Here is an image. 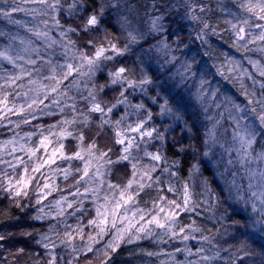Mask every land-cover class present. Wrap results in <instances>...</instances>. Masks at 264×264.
<instances>
[{
  "label": "trees",
  "instance_id": "16d2710c",
  "mask_svg": "<svg viewBox=\"0 0 264 264\" xmlns=\"http://www.w3.org/2000/svg\"><path fill=\"white\" fill-rule=\"evenodd\" d=\"M12 4L14 0H0V9L13 15L10 11ZM101 4L106 5L103 16H99L98 11ZM66 9L72 10L71 14H66ZM246 13L239 7V0H60L58 12L56 11L59 30L65 33L66 42L73 47L71 52L73 55H80L81 52L94 55L96 42L104 38L105 46L108 40H112L118 47L127 46L129 49L119 56L111 51L107 52L106 55H113L115 58L109 61L101 59L99 65L93 67L92 71L89 70L90 66H82L80 63L83 68H79L78 72L74 70L73 78L57 89L58 93L55 95L57 101L61 103L64 98L75 99L77 102L70 104V107L78 116H84L86 113L84 120H100L102 115L91 111L92 97L89 93L92 92L96 96V101L105 109L113 104L117 105L112 109L110 120L115 124V121L123 118L120 129H124L126 125L135 127L137 121L144 120L148 112L152 113V119L144 125V130H150L154 126L164 133L165 140L162 142L155 139V133L152 138L136 137L134 147L130 149L129 161L114 163L115 168L119 170L116 174L123 177V182L116 181V177L111 184L119 185V189H122L133 173L132 163L137 165V180L139 177L137 174L148 169L146 161L149 162V156L145 155L146 152H160L162 161L157 174L163 177L167 174V176L176 174L177 178L174 180L176 184L179 181L183 183L193 176L192 202L188 205L192 210L186 211L181 207L180 213L177 212L179 224L176 226L179 230L183 228L187 233L193 232L202 245L222 250L220 260L214 264H264V224L255 223L262 217L251 212L248 205L243 203L246 200L242 198L241 190L236 187L242 183L239 181L240 166L238 167L236 161L234 168L227 173L220 168L221 166H216L218 162L209 154L211 146L205 137L207 127L202 111L192 105L188 97L190 90L187 91L194 85H200L202 91L210 86L215 92L217 88L222 93L226 89L228 98L224 103L235 98L238 105L242 107L250 105L259 111V105L251 101L259 99L261 92L264 91L260 87L264 83V76H261L259 71H250L252 66L250 63L248 66L246 59L254 58L253 53H247L237 46V36L232 28V24H239ZM94 14L98 15L101 23L95 29L85 31L83 24L86 18ZM193 15L199 19H192ZM156 19L159 21L157 26L162 32L154 34L152 23ZM42 20L44 19L40 18L41 22ZM70 28L74 31H69ZM129 32L136 36L135 42L130 40ZM89 40L93 43L89 44ZM160 42L166 46L164 54L155 49ZM132 64L134 68L138 65L143 70L135 73L129 71L126 75L137 81L142 76H147L153 81L150 86H144L146 92L141 88L131 89L126 83L123 85L111 83L110 72L122 66L129 69V65ZM78 65L79 63L74 64V69L80 67ZM234 65L238 67L234 75H230L228 69ZM247 67L252 73L250 78L237 75L243 74L242 71H246ZM181 76H184V79ZM191 77H194L193 84L190 81ZM202 80L205 81L203 86ZM64 87L72 90L67 97L66 94L60 95ZM125 88L127 102L118 104V99L124 98L120 96V92ZM245 92L248 95H245ZM165 99L168 100L173 112H178L180 116L184 113V121L187 124L180 122L174 125L176 122L174 117L162 118L160 106ZM137 104H144L145 107L136 109L133 106ZM70 107L60 105L58 113L61 114L56 116L57 120L63 118L66 113L70 115ZM44 121L36 123L42 124ZM224 128L226 130L225 125ZM107 131L105 129L107 133L111 130ZM79 132L76 133L79 135ZM88 133L90 132L87 131ZM262 140L264 132L258 139L257 148L264 147V143L261 144ZM84 143L83 145L88 147L92 142L86 140ZM158 144L160 147H157ZM73 147L80 148L78 145ZM123 148V145L115 144L114 150L118 160L124 154ZM99 155L93 153L91 157ZM96 157L91 167H104L108 170L107 167L110 165L105 162L106 159L98 160ZM73 169L76 170L77 167L74 166ZM92 170L90 169L91 172ZM148 179L143 178L146 186L143 188L140 203L151 219L157 214L153 205L155 204L156 208L162 205L157 203L162 192L158 193L153 189L147 191L153 180ZM86 186L82 188L87 197L70 199L72 207L66 209L68 206L66 204L63 215L38 221L40 206L36 198L32 194L16 195L1 178L0 235H4L6 239L0 241V264H52V257H55V264H104L105 261L107 264H165L166 256L169 255L170 259L177 246L160 247L145 242L141 245L121 246L116 251L107 248L112 235L116 232L108 222L104 225L105 231L102 235L105 236L103 235L102 241L97 244L89 241V236H99L100 233V228L90 223L93 220H96L97 224L100 222L97 217V208H100L98 205L103 206L100 211L108 217L117 198L114 199L113 195H119L120 191L102 193L103 196L105 194L111 196L104 200ZM178 203H183L182 197ZM165 205L166 203L163 207ZM182 209L184 214L181 212ZM176 210L178 209H173ZM116 214H119V210ZM159 216L163 218L165 213H159ZM161 221L165 223L163 219ZM118 226L120 224L116 226L119 230L123 227ZM194 228L200 230L193 231ZM66 233H71L73 238ZM204 237L208 239L205 240ZM89 243L92 245V251L86 250ZM45 244L49 247L45 248ZM225 244H229V249ZM73 248L76 251H73ZM20 249L24 251L20 252ZM105 252L108 253L107 256Z\"/></svg>",
  "mask_w": 264,
  "mask_h": 264
},
{
  "label": "rangeland",
  "instance_id": "374dc122",
  "mask_svg": "<svg viewBox=\"0 0 264 264\" xmlns=\"http://www.w3.org/2000/svg\"><path fill=\"white\" fill-rule=\"evenodd\" d=\"M53 2V0H49V3ZM58 6L55 10H53L49 8L47 4H41L39 0H14V4H12V7L10 8L11 14L13 15H0V33H2L0 34V51L9 46H11L14 50H23L24 48H28L27 52L21 51V54L24 56V60H19L17 63L32 73L31 76L25 74L21 79L17 80L15 84L9 85L7 83L8 78L19 75L21 70L7 61L0 60V88L9 94L8 99L10 102H14L17 107L24 105L25 109L19 114H17L15 110H13V112H7V110H5V112H0V179L3 178L6 182V186L13 190L15 194L16 189L21 188L22 190L20 195L25 196L27 194H32L36 198V201L40 206L39 213L41 215L38 216L40 217L38 221H43L44 218L53 219L63 215L66 211V204L68 205L66 209H68V207L69 209L72 207L69 201L70 199L73 200L72 198H86L87 194L82 188L84 185H87L86 188H88L90 191H93L97 196L103 197L104 200H107L106 198L111 196L108 194L103 196L101 195L102 193L121 190L119 188H110L109 184H111V181L113 183V180L117 177L115 179L116 181L119 183L123 182V177L117 176L118 173L116 174V172L119 170L115 168L114 164L107 163L110 165V167H107L108 170H106L104 167H99V169L101 168L100 174L95 175L97 167L92 168L91 165L94 164L96 156L91 157L92 163L89 167L88 176H83L82 171L77 170L83 169L84 161L79 159L67 160L61 156V153L64 155H72L77 151H81L82 155L89 159L90 156L86 152L82 151V147L87 148L83 145L87 140L92 142L91 145L93 142L95 143L96 146L93 148L94 151L92 149L95 155H99V152H107L108 155L104 157V160H108L109 158L111 160H118L117 154L115 153L116 151L114 150L115 144L117 145V129H114L115 124L112 122V120H110L111 113H107L106 109L108 107H106V114L104 115L99 112H95L102 115V119H96V121L91 119L84 120L86 113L84 116H78V114L75 113V110L70 107L71 105L75 104L77 100H69L64 98L62 100L63 103H59L55 96L58 93L57 91L51 92L50 88L41 87L42 85L50 86L53 83L46 79V77L53 75L51 68L54 66L56 67L55 75L58 79H61V87L70 81V78L74 75V71L67 77V79H62V69L59 68L58 65L71 63L74 66V64L79 63L78 66H80L81 63L82 66H89L86 62L82 63L83 61L80 59V55H73L71 53L73 47H71L66 42V37L64 38L65 35L61 36V32L59 30L60 27L55 23L58 16V14H56V11L58 12ZM13 8H16L17 10L12 11ZM20 9L23 10L21 11ZM71 11L72 10L70 9H66L65 13L71 14ZM40 18H43L44 20L41 22ZM245 18L250 20V24L252 26L249 27L248 25H241L245 27V33L243 34L244 39L241 40L237 37V46H239L241 50H244L245 52L247 51V53H253L252 56L254 58L248 57L246 59L248 66L250 63L249 61H255L259 66L264 67V40L258 39L261 29L255 27V24L264 23V21H259L250 13L243 14L242 19ZM154 21L156 22V26L152 27V32L154 34L161 33L162 31L157 26L159 21L157 19ZM29 29H31V31H29ZM43 31H47L51 40H55L57 43L52 44V46L49 47L48 43H50V41L46 42L44 39L36 36V32ZM104 40L106 39L104 38ZM104 40H99L96 42V44H103ZM21 41H24V43H21ZM159 44L160 45L155 47V49L159 53L164 54L166 52V46L162 42ZM32 48L39 49V53L37 54L36 52H32ZM11 54L15 55L16 52L13 51ZM29 58L35 60L36 63L27 64L26 61ZM49 61H51V63H49ZM250 64L252 66L251 70L249 67H247L246 71L240 70L244 72L243 74L238 73L237 75L240 74V76H243L244 78H250L252 76L250 71H259L257 65H254L253 63ZM237 67L238 65H234L228 69L230 71V75H234L235 69ZM79 68L83 67L80 66ZM135 68L134 64L131 66L129 65L130 72L132 73H135V71L141 72L143 70L142 68H139L138 65L135 66ZM63 71H66V69H63ZM181 78L184 79V76H181ZM29 80H36L37 83L35 85L29 84ZM193 80L194 77H191L190 81L192 84ZM185 81H187V77L185 78ZM22 85L23 87H21ZM146 86H150V84ZM65 87L63 89V95L66 94L65 97H67L72 90L69 89V87ZM136 88L139 89L140 87ZM29 89H32V91H29ZM217 90L215 92L212 90V86H210L209 88L206 87V89L202 91L200 85H194L192 89L190 87L187 91H189L188 97L192 105L194 104V107H196L197 110L199 109L202 111L204 124L207 127L205 137L208 144L211 146V153H209L210 156L215 158V160L218 162L216 166H221L220 168H222L225 173L231 171L234 168V163H236V161L238 162V167L240 166V169L242 170V172H240V169L238 170L240 176L239 181L241 180L242 183L237 184L236 187L241 190L240 194H242V198L246 200L243 203L248 205L250 211L260 214V209L262 207L260 203V193L264 192V180L261 179L260 174L264 173V159H261L259 154L264 152V147L257 148V143L262 133L257 136L256 142L253 144L252 148L249 149L251 154L250 157H245L244 160L241 161L239 154L235 151L239 145L236 144L232 138L235 124L229 117L230 115L244 116L245 119L242 121V124H255L258 131L260 130L259 121L255 118L251 111L238 113L233 107V104L238 103V100L235 98L230 100L228 103H224L226 102V98H228V90L225 89L223 93L220 92L219 88H217ZM24 92H28L27 97L23 95ZM45 93H47V99H44ZM199 93L204 94L202 102L197 101L196 99V96ZM37 94H39V99H43V103H38L33 105L32 108H28L30 98L36 97ZM54 100L56 101L55 103L53 102ZM60 105H69L70 115L66 113L63 118L57 120L56 116L61 114L58 113V107ZM217 105H219V107H217ZM240 106L241 108L251 109L250 105H243V107L242 105ZM168 117L173 116L168 114L162 115V118ZM180 117L181 119L175 120L176 122L174 125L179 124L180 122L187 124L184 121V113ZM25 119H27L29 122L24 123L23 121ZM40 120L46 121H44L42 124L36 123ZM65 120L72 121V123L63 124L62 122ZM102 120H107L109 122L102 125ZM217 121H219L218 124H216ZM32 124L33 127H31ZM213 124H216L214 132L217 143L215 144H213L208 135L209 131L213 130ZM51 125H55L56 127L52 128L50 131L49 126ZM224 125L226 126L227 131H225ZM78 126L79 129L76 130ZM64 129H66L68 132H71L72 135L59 137V132ZM105 129L106 131L108 129L111 131L107 133L108 131L105 132ZM77 131H80L79 135L81 133L83 134V142L75 138L79 136L76 133ZM87 131L90 133L87 134ZM29 133H31V136L28 135ZM41 133H43L44 136L49 137L50 142L47 143L45 147H40L39 145V141L42 138ZM126 135L128 137H140L134 132H127ZM58 140L63 143V149L58 148ZM8 141H12V143H7ZM125 143L127 144V140ZM263 143L264 140L261 141V144ZM73 145H78L80 148H74ZM22 146L25 150L31 148L38 149V151L35 152V155H30L27 151L21 150ZM123 146L125 147V145ZM157 147H160V145L158 144ZM53 149L57 150L55 157H52ZM161 161L162 159L160 161H153L151 160L150 156L149 162L148 160L146 161L148 169L145 171H148L153 167V165H155V169L148 171V175L143 177L147 179L149 178L150 180L153 179L147 191L153 189V191H158V193L162 192L161 198L164 199H159L157 203H162L161 206L163 207V204L166 203L167 200H175L178 203L179 198L181 199L182 197L183 199V190L186 185L190 193V205L192 202V192L194 188L193 176L190 179L185 180L183 183L182 181H179L176 184L174 181L177 178L175 177L177 176L176 174H169L170 176H167V174L164 177L163 175L157 174ZM229 161H231V163H229ZM74 166L77 167L76 170L73 169ZM25 168H27V172H25ZM33 169L37 170L33 171ZM90 169H93L92 172ZM66 170L68 172L67 176L65 175ZM114 172L115 174H113ZM143 173L137 174L139 177L137 178L136 183H133L132 188L129 189V191L134 196L133 201L126 205L121 203V207L115 210L116 212L119 210L118 215L116 214L113 216L111 212L108 214V217H105L106 222L110 223L111 227H113V220L115 221V227H113V229L116 232L114 235H112L110 241H112L114 236L117 234L119 229H117L116 226L120 224V226H123L121 229L128 228L129 230L124 233V239L120 243L119 247L141 245L145 242H150L151 244L153 243V245H159L160 247L163 245L169 246L170 248L177 246V249L173 252L170 259L169 255L166 256L165 264H214L215 262L219 261L222 250H220L218 247L212 249L205 244L202 245L198 237H196L193 232L187 233L184 230H179L176 226L179 224V220L176 217L175 223L172 224L171 228V231L175 232L176 235H172L171 233L164 235V233L167 231V228H159L155 224H147V221L150 220V218L148 217L147 211L144 210L142 204L140 203L144 189L140 190L138 194L136 193L139 183H143V180H141ZM79 175L80 178H83L80 179ZM132 176L133 173L130 179ZM166 185L167 187H164ZM249 185H252V187H249ZM170 187L174 188L175 191H169ZM253 193H255V195H253ZM147 196L148 195L146 194V197ZM113 198L118 200L119 195L115 194L113 195ZM253 205H255V210H253ZM98 206L100 208L103 207L102 205ZM179 209L175 211L176 216L177 212H179ZM181 212L183 214L185 213L183 209ZM141 215L144 217L143 220L140 219ZM109 217L111 218L109 219ZM129 222H131V225ZM161 223L164 222L161 221ZM105 224L106 223L102 225L103 228ZM145 225V232H137L140 227ZM120 226L118 227L120 228ZM98 235L99 236H93L95 238V244L100 243V241H102L105 236L104 234L103 236L100 233ZM136 235H138L140 238L136 239ZM184 236H188L189 238L185 240L183 238ZM130 237H132L131 242H128ZM199 244L200 246H198ZM201 246H204V248ZM225 246L227 249H229V244H225ZM201 249L203 250L201 251ZM204 256L211 257L212 259L203 260L202 257Z\"/></svg>",
  "mask_w": 264,
  "mask_h": 264
},
{
  "label": "snow or ice",
  "instance_id": "6c2138e0",
  "mask_svg": "<svg viewBox=\"0 0 264 264\" xmlns=\"http://www.w3.org/2000/svg\"><path fill=\"white\" fill-rule=\"evenodd\" d=\"M39 2L41 4H47L49 8L55 10L56 7L59 5V0H54L53 3H49V0H39ZM73 7H75V4H73ZM105 7L106 5L101 4L100 8H99V16H103L104 15V11H105ZM239 7L244 9V11H246L247 13H250L252 16H255L259 21H264V0H239ZM16 8H13L12 11H16ZM21 11L23 9H20ZM0 12H3V15L8 16L10 15L9 12H5L3 11V9H0ZM192 19H199V17H197L196 15L192 16ZM56 25L59 26V21L56 20L55 21ZM101 23L98 15H90L86 18V22L83 24V29L85 31H88L89 29H95V27L97 25H99ZM229 23H231V21H229ZM241 25H248L249 27H251L252 25L250 24V20L248 18H245L243 20L240 21L239 24H232V28L235 30V34L238 37V39H244V33H245V27L241 26ZM156 26V22L153 21V27ZM207 26V25H205ZM256 28L261 29V32L258 36V39L260 40H264V23H257L255 24ZM29 31H31V29H29ZM69 31H74V29H69ZM2 34V33H0ZM37 37L44 39L46 42L50 41V43H48V46L51 47L52 44L57 43L55 40H51V38L48 35L47 31H43V32H36L35 33ZM65 33L61 32V36H64ZM129 38L132 42L136 41V36L133 35L131 32H129ZM21 43H24V41H21ZM31 43V42H29ZM71 43V42H70ZM89 44H92L93 41L89 40L88 41ZM236 46V45H234ZM95 51H94V55H87L83 52L80 53V59L83 62H86L89 66H90V71L93 70V67L98 66L101 59H103L104 61H109V60H113L115 58V56L113 55H106L107 52L111 51L112 53H114L116 56L119 55H123L125 52H127L129 49L127 48V46L120 48L117 46L116 43H114L112 40H108L107 46H105L104 44H98L95 45ZM246 47V45H245ZM239 50V49H238ZM15 51L16 54L12 55L11 53ZM21 51L23 52H27L28 48H24L23 50H14L11 46L5 48L4 50L0 51V60H4L7 61L10 64H13L15 67L20 68V74L16 75V76H12L8 78L7 83L9 85L11 84H15V82L19 79H21L25 74L28 76H31L32 73L30 71H28L27 69L23 68L22 65L18 64L17 61L19 60H24V56L21 54ZM32 52H36L37 54L39 53V49L37 48H32L31 49ZM250 63H253L254 65H257L258 70L260 72L261 76H264V67H261L257 64V62L255 61H249ZM27 64H35L36 61L29 58L26 61ZM49 63H51V61H49ZM59 68L62 69L61 72V78L62 79H67V77L69 75H71V73L75 70V71H79V67H76L74 69L73 64L71 63H67L64 65H58ZM189 70L191 68V66H188ZM63 69H66V71H63ZM51 71L53 73V75L46 77V79L53 81V83L50 86H41L42 88L44 87H48L50 88L51 92H56L57 89L60 87V83H61V79H58L57 76L55 75L56 72V67H52ZM130 70L127 69L126 67H119L116 71L110 72L109 75L111 77V83L112 84H127L129 88H135V87H140L142 90H144L145 92L147 91V89L144 87L145 85H149L151 84L153 81L151 80V78L147 77V76H142L141 79L134 80L131 79L129 75H126V73H128ZM29 84L35 85L37 83L36 80H29L28 82ZM205 83V81H201V86H203V84ZM23 87V85L21 86ZM260 87L262 89H264V83H262L260 85ZM29 91H32V89H29ZM127 91V88H125L123 91L120 92V96L124 97L123 99H118L117 103L118 104H124L127 102V98L125 97V92ZM64 93H60V95H63ZM245 95H248L247 92L244 93ZM8 93L6 91H3L2 88H0V112H5V110H7V112H13V110H15V112L17 114L23 112L24 109V105H20L19 107H17V105L14 102H10L8 99ZM23 95L25 97L28 96V92H24ZM89 95L92 97V107H91V111L92 112H99L102 115L106 114L105 112V108L102 107L100 102L96 101V96L94 93L90 92ZM203 93H199L196 96L197 101L202 102L203 101ZM255 96V94L253 93V97ZM44 99H47V93H45L44 95ZM182 99V98H181ZM54 103L56 102L55 100L53 101ZM256 104L259 105V111H257V109L255 107L251 108V109H245V108H241L240 105L238 104H233V107L237 110L238 113H243L246 111H251V113L254 114L255 118L259 121V125H260V130H257V127L255 124H242V121L245 119L244 116H232L230 115V119L234 122L235 124V128L233 129V134H232V138L233 141L236 142V144H238L239 146L235 149V151L239 154V158L241 161L244 160L245 157H250V152L249 149L252 148L253 144L256 142V138L258 135H260L262 132H264V91L261 92L260 94V98L259 99H254L253 101ZM42 104L43 103V99H39V94H37L36 97L30 98V103H28V108H32L33 105L35 104ZM153 103H155V98H153ZM117 105L113 104L110 107L107 108V113H111L112 109L115 108ZM136 109H143L145 106L144 104H137L133 106ZM217 107H219V105H217ZM160 115H171L173 116L175 119H181L180 115L178 112H173L172 107L169 106V102L167 99H165L164 103L160 106ZM61 111H63V109H61ZM152 119V113L148 112L147 116L145 117L144 120L142 121H137L135 124V127H133L132 125H126L124 129H120V125L121 122L123 120V118H121V120H117L115 121V127L117 129L116 131V143L121 144V145H125V147L122 149V152L124 153L123 155H121L119 157V161H129L131 152L130 149L133 147V142L137 139L135 136L132 137H128L126 135L127 132H134L137 133L140 137H149L152 138L153 137V133H155V139L160 140V141H164L165 140V135L163 132H161L159 129H157L156 127H151L150 130H144V125L147 124V122L149 120ZM24 123H28L29 121L27 119H25L23 121ZM109 121L107 120H102L101 124H107ZM63 124H70L72 123V121H63ZM219 121L216 122V124H218ZM216 124H213V130L209 131L208 135L209 138L212 140L213 144L217 143L216 141V137H215V132L214 129L216 128ZM18 126V125H17ZM56 127L55 125H51L49 126V130L51 131L52 128ZM189 131H191V129H189ZM227 131V130H225ZM29 136H31V133L28 134ZM59 137H64L65 135L67 136H71L72 133L68 132L66 129L62 130L59 132ZM41 140L39 141V145L40 147H45L47 143H49V137L48 136H44L43 133H41ZM77 140L83 142L84 140V136L81 133L79 136L75 137ZM127 140V144L125 143ZM7 143H12V141H8ZM58 144V148L59 149H63L64 145L63 143H61L59 140L57 141ZM95 143L93 142V144L91 146H88L87 148H83L82 147V151L86 152L90 157L93 155L92 149L95 147ZM138 147V145H136ZM21 150H25L23 148V146L21 147ZM25 151L28 152V154L30 155H35V152L38 151V149H26ZM56 149H53L52 151V157H55L56 155ZM181 151H183V148H181ZM108 155L107 152H100V155L98 157H96V159L98 160H102L104 159V157H106ZM145 155H148L151 157V160L153 161H160L162 159V156L160 154L159 151L155 152V153H148L146 152ZM205 155H207V153H205ZM62 158L67 159V160H72V159H79L84 161V167L83 169H77L78 171H82L83 176H88L89 175V167L92 163L91 159H85V156L82 155L81 151H77L75 153H73L72 155H64L63 153H61ZM261 159H264V152H261L259 154ZM51 158V157H50ZM119 161H112L110 158L108 160H106L105 162L108 164H114V163H118ZM22 162V161H21ZM229 163H231V161H229ZM132 168H133V176L132 178L128 181V183L120 190L119 192V199L116 200L114 206H113V210H112V215L115 216L116 215V209L121 207V203L123 204H128L129 202L133 201L134 196L133 194L129 191V189L132 188L133 183H136V168L137 165L135 163H132ZM155 169V165H153V167L151 169H149L148 171H152ZM37 169H33V171H35ZM168 169H165V171H167ZM148 171H145L143 173V175L141 176V180H143L144 176L148 175ZM198 171V169H197ZM25 172H27V168H25ZM100 174V169L99 167H97L96 169V173L95 175H99ZM65 175H68V172L66 170ZM261 179L264 180V173H261ZM83 178V177H82ZM20 183V182H18ZM146 185L144 183H139L138 188L136 190V193L138 194L140 190H142ZM110 188H119V185H112L109 184ZM249 187H252V185H249ZM21 188H17L16 189V195H20L21 193ZM169 191H175L174 188L170 187ZM253 195H255V193H253ZM107 199V198H106ZM160 199H164V198H160ZM190 202V193L188 190V187L185 185L184 190H183V203H177V201L175 200H167L166 201V205L164 207H159L156 208V205L154 204L153 207L156 209L157 214L153 215L151 217L150 220L147 221V224H155L157 227L159 228H167V231L164 233V235H168L169 233H171L172 235H176L175 232L171 231L172 228V224L175 223V217H176V212L173 211V209H179L181 207L184 208V210L188 211V210H192L188 207ZM260 203L262 205L261 209H260V216L262 217L261 220L256 221L255 223H261L264 224V192L260 193ZM71 206V205H69ZM253 210H255V205H253ZM142 211V210H141ZM159 213H166V215L161 218L159 216ZM135 215V214H134ZM97 217L99 218V224H97L96 220L90 221L91 224L97 225V227L100 228V234H102L105 229L102 227V225L106 222V218H105V214L103 212L100 211V208H97ZM40 217H37V219H39ZM140 219L143 220L144 217L143 215L140 216ZM161 219H163L165 221V223H161ZM131 225V222H129ZM113 227H115V221L113 220L112 222ZM129 229L125 228V229H120L118 230L117 234L114 236L113 240L110 241L107 245V248L112 249L113 251H115L116 248L119 247L120 243L123 241L124 239V233H126ZM200 229L198 228H194L193 231H199ZM146 231V225L140 227L137 232H145ZM181 231H183V228H181ZM67 236H69L70 238L72 237L71 233H66ZM82 238V237H81ZM136 239H139L140 237L138 235L135 236ZM185 240H187L189 237L188 236H184L183 237ZM6 239V237L4 235H0V241H4ZM46 239V237H45ZM89 241L95 242V238L92 236L88 237ZM132 237L129 238L128 242H131ZM205 240L208 239V237H204ZM45 248H48L49 245L45 244L44 245ZM83 250V249H82ZM86 250L87 251H92V245L91 243H89L86 246ZM203 249H201L202 251ZM20 252H23L24 249H20ZM73 251H76L75 248H73ZM105 255L107 256L108 253L105 252ZM149 255H152V253H149ZM203 260H210L212 259L211 257L208 256H204L202 257ZM52 264H55V257H52ZM104 264H107V261L104 262Z\"/></svg>",
  "mask_w": 264,
  "mask_h": 264
}]
</instances>
